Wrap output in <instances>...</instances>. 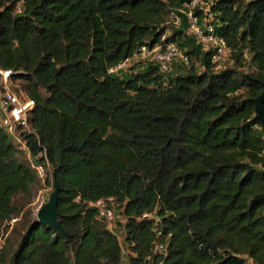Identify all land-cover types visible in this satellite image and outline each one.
<instances>
[{"label": "trees", "instance_id": "obj_1", "mask_svg": "<svg viewBox=\"0 0 264 264\" xmlns=\"http://www.w3.org/2000/svg\"><path fill=\"white\" fill-rule=\"evenodd\" d=\"M191 1L25 0L17 13L18 0H0V69L19 72L35 102L19 147L0 126V241L24 218L0 264H123L121 239L89 206L107 198L127 220L130 264H264V128L253 103L264 92V0H207L225 68L190 34ZM168 44L189 66L163 73L133 60L109 73ZM33 158L58 183L69 238L15 203L36 183Z\"/></svg>", "mask_w": 264, "mask_h": 264}, {"label": "built area", "instance_id": "obj_2", "mask_svg": "<svg viewBox=\"0 0 264 264\" xmlns=\"http://www.w3.org/2000/svg\"><path fill=\"white\" fill-rule=\"evenodd\" d=\"M24 3L25 0H18L17 13H21ZM183 13L189 21L192 37L204 44L205 51L213 52V63H217L218 68H223L221 60L224 57L226 45L223 39L215 35L214 28L207 23L209 20L208 14L210 13L209 1L192 0L185 5ZM133 60L144 63L154 61L160 65L163 73L169 72L171 66L178 60L182 61L184 67L190 64L189 58L182 53L177 45L168 44L164 48L161 46H156L153 49L143 47L133 59L125 60L110 68L109 73L114 74L126 69ZM17 75L18 72L0 69V115L2 116L0 124H2L1 127L7 130L9 135L18 134L21 127L30 130L29 121L35 106V102L16 84L19 81L15 78ZM22 149L28 152L26 145H23ZM32 161L36 175L40 179H45L46 169L44 165L37 163L34 158ZM89 206L97 210L99 219L108 223L113 232L119 224L124 225L126 230L127 220L116 198L100 199ZM144 218H150L149 214L144 215Z\"/></svg>", "mask_w": 264, "mask_h": 264}, {"label": "rangeland", "instance_id": "obj_3", "mask_svg": "<svg viewBox=\"0 0 264 264\" xmlns=\"http://www.w3.org/2000/svg\"><path fill=\"white\" fill-rule=\"evenodd\" d=\"M224 61L221 60V65H223ZM220 64V63H219ZM200 65V64H199ZM198 65V69L201 70V66ZM225 65V63H224ZM18 87L23 90L24 92V86L26 85L25 81L20 80L16 83ZM1 115H0V123H1ZM2 124H0L1 126ZM11 138V137H10ZM15 144L19 147V143L15 142ZM15 155L20 158L21 160L25 159L24 155L17 151L15 152ZM36 175V173H35ZM47 177V176H46ZM53 192L52 185L47 184L46 178L40 179L36 175V183L33 185L31 191L28 194H20L15 198V203L18 206L24 207V212H32L33 214H37L38 210L41 208V206L49 201V197L51 193ZM21 213L17 218L13 219L9 224H6L3 239L0 241V245L3 247L5 244V240L8 238L9 234L13 231V228L18 226L21 221L24 219L22 217ZM103 222V221H101ZM105 223L108 228L109 224ZM114 233L121 239V244L124 247V259L123 264H130L129 261V250L125 246V238H126V230L124 228V225L119 224L116 228H114Z\"/></svg>", "mask_w": 264, "mask_h": 264}, {"label": "water", "instance_id": "obj_4", "mask_svg": "<svg viewBox=\"0 0 264 264\" xmlns=\"http://www.w3.org/2000/svg\"><path fill=\"white\" fill-rule=\"evenodd\" d=\"M256 110V119L262 124L264 128V92L263 94L253 101ZM59 186L58 183H54V190L49 197V201L41 206L37 212V220L40 225L54 229L64 236L69 238L67 232L61 226L59 218Z\"/></svg>", "mask_w": 264, "mask_h": 264}, {"label": "crops", "instance_id": "obj_5", "mask_svg": "<svg viewBox=\"0 0 264 264\" xmlns=\"http://www.w3.org/2000/svg\"><path fill=\"white\" fill-rule=\"evenodd\" d=\"M222 60H223L224 63H225V65H224V63H223V68H225V67L227 66V64H228L227 59H226V57L224 56V57L222 58ZM177 66H178V70H179L180 72H183V71H184V69H183V67H182L181 65L179 66V64H178ZM1 118H2V116H1ZM9 136L11 137V139L14 140V142H17V143L20 142V138H19L18 134L13 133L12 135H9Z\"/></svg>", "mask_w": 264, "mask_h": 264}, {"label": "clouds", "instance_id": "obj_6", "mask_svg": "<svg viewBox=\"0 0 264 264\" xmlns=\"http://www.w3.org/2000/svg\"><path fill=\"white\" fill-rule=\"evenodd\" d=\"M18 74H19V72H18ZM19 81H20V79H19ZM23 91V90H22ZM112 231V230H111ZM113 232V231H112ZM114 233V232H113ZM115 234V233H114ZM116 235V234H115Z\"/></svg>", "mask_w": 264, "mask_h": 264}]
</instances>
